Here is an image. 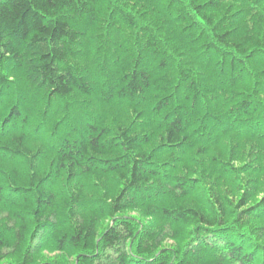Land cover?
I'll return each instance as SVG.
<instances>
[{"label": "trees", "instance_id": "1", "mask_svg": "<svg viewBox=\"0 0 264 264\" xmlns=\"http://www.w3.org/2000/svg\"><path fill=\"white\" fill-rule=\"evenodd\" d=\"M0 264H264V0H0Z\"/></svg>", "mask_w": 264, "mask_h": 264}]
</instances>
